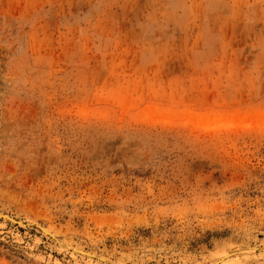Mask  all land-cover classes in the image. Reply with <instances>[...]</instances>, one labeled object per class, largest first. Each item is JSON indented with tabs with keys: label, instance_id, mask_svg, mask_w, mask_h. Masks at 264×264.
I'll list each match as a JSON object with an SVG mask.
<instances>
[{
	"label": "rangeland",
	"instance_id": "374dc122",
	"mask_svg": "<svg viewBox=\"0 0 264 264\" xmlns=\"http://www.w3.org/2000/svg\"><path fill=\"white\" fill-rule=\"evenodd\" d=\"M2 214L98 259L0 264H264V0H0Z\"/></svg>",
	"mask_w": 264,
	"mask_h": 264
},
{
	"label": "bare ground",
	"instance_id": "6f19581e",
	"mask_svg": "<svg viewBox=\"0 0 264 264\" xmlns=\"http://www.w3.org/2000/svg\"><path fill=\"white\" fill-rule=\"evenodd\" d=\"M0 220H6V221H8V222H11V223H13V224H17V225H19V226H21V227H26V226H34V227H37L42 233H44V234H46L48 237H50L52 240H54L57 244H59L60 246H62V247H64V248H67L70 252H76V253H78V254H80V255H83V256H86V257H90V258H93L94 260H97L96 259V257H94L93 255H91V254H89V253H86V252H83V251H80V250H78V249H75V248H73V247H69V245L67 246V245H65L64 243H63V241H61L60 239H57L56 237V235L55 234H51V232H50V230H45V228H43L42 226H40L39 224H37V223H31V224H29V225H26V224H24V223H22V222H20V221H17V220H15V219H13L12 217H10V216H7V215H0ZM48 231V232H47ZM55 236V237H54ZM247 252H254V253H259V252H264V247H260V248H258V249H254V247H250V246H244V247H240V248H233V250L232 251H229V253L227 254L226 253V255H227V259L228 258H232V257H235V256H237V255H239V254H242V253H247ZM224 256V255H223ZM101 257V256H100ZM99 261V260H98ZM220 262L221 261H218V262H216L215 264H220Z\"/></svg>",
	"mask_w": 264,
	"mask_h": 264
}]
</instances>
